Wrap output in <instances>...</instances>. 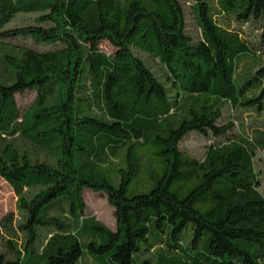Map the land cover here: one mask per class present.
I'll list each match as a JSON object with an SVG mask.
<instances>
[{
	"label": "trees",
	"instance_id": "1",
	"mask_svg": "<svg viewBox=\"0 0 264 264\" xmlns=\"http://www.w3.org/2000/svg\"><path fill=\"white\" fill-rule=\"evenodd\" d=\"M190 8L198 31L183 0H0V177L22 234L5 219L0 264H264V0Z\"/></svg>",
	"mask_w": 264,
	"mask_h": 264
},
{
	"label": "rangeland",
	"instance_id": "2",
	"mask_svg": "<svg viewBox=\"0 0 264 264\" xmlns=\"http://www.w3.org/2000/svg\"><path fill=\"white\" fill-rule=\"evenodd\" d=\"M187 8V18L190 24V30H197L195 25L194 13L190 8L192 0H183ZM33 15H23L17 17L13 22H11L8 27H14L17 25H22L26 23L27 18H31ZM101 49L108 54H112L115 49L107 41L101 44ZM150 63L154 69H158L161 73L162 70L159 69L160 64L158 60L149 59ZM36 97V92H27L23 95H18V101L21 107H26L30 105ZM238 126V125H237ZM238 131V127L236 129ZM213 142L211 137H206L199 133L189 134L182 142V147L190 152L191 154L197 156L198 158H203L207 146ZM257 167L258 171L261 174L260 179L262 180V190H264V150L259 151L257 155ZM84 197L88 206V213L95 215L100 221L105 223L112 229L117 228V218L115 216V209L108 201V198L105 195H101L99 192L93 191L91 189H86L84 192ZM12 215L11 222L9 223L13 229L16 230L17 234L21 237V231L18 228V223L21 220V215L18 208V196L15 193L14 189L9 185L7 181L0 177V248L3 247L5 239L12 238L7 230V226L3 222L5 219ZM87 264H92L90 259Z\"/></svg>",
	"mask_w": 264,
	"mask_h": 264
}]
</instances>
